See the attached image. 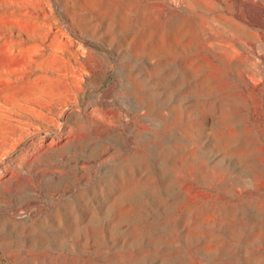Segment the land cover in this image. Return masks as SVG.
Instances as JSON below:
<instances>
[{
	"label": "rangeland",
	"instance_id": "374dc122",
	"mask_svg": "<svg viewBox=\"0 0 264 264\" xmlns=\"http://www.w3.org/2000/svg\"><path fill=\"white\" fill-rule=\"evenodd\" d=\"M0 264H264V0H0Z\"/></svg>",
	"mask_w": 264,
	"mask_h": 264
}]
</instances>
